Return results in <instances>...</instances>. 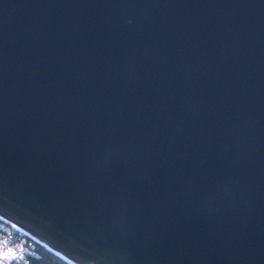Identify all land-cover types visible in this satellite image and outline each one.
I'll use <instances>...</instances> for the list:
<instances>
[{
    "label": "water",
    "instance_id": "water-1",
    "mask_svg": "<svg viewBox=\"0 0 264 264\" xmlns=\"http://www.w3.org/2000/svg\"><path fill=\"white\" fill-rule=\"evenodd\" d=\"M0 218L70 264H264V0H0Z\"/></svg>",
    "mask_w": 264,
    "mask_h": 264
},
{
    "label": "built area",
    "instance_id": "built-area-1",
    "mask_svg": "<svg viewBox=\"0 0 264 264\" xmlns=\"http://www.w3.org/2000/svg\"><path fill=\"white\" fill-rule=\"evenodd\" d=\"M37 244L33 237L0 218V264H19L29 256H36Z\"/></svg>",
    "mask_w": 264,
    "mask_h": 264
},
{
    "label": "trees",
    "instance_id": "trees-1",
    "mask_svg": "<svg viewBox=\"0 0 264 264\" xmlns=\"http://www.w3.org/2000/svg\"><path fill=\"white\" fill-rule=\"evenodd\" d=\"M36 256H29L19 264H70L40 244L36 245Z\"/></svg>",
    "mask_w": 264,
    "mask_h": 264
},
{
    "label": "snow or ice",
    "instance_id": "snow-or-ice-1",
    "mask_svg": "<svg viewBox=\"0 0 264 264\" xmlns=\"http://www.w3.org/2000/svg\"><path fill=\"white\" fill-rule=\"evenodd\" d=\"M4 255H5V256H7V255H8V253H4ZM12 259H15V257H13Z\"/></svg>",
    "mask_w": 264,
    "mask_h": 264
}]
</instances>
